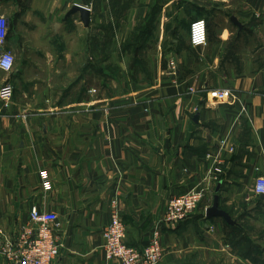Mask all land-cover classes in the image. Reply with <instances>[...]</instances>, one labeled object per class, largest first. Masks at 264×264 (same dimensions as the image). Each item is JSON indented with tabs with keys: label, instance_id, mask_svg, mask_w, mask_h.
I'll return each mask as SVG.
<instances>
[{
	"label": "crops",
	"instance_id": "crops-1",
	"mask_svg": "<svg viewBox=\"0 0 264 264\" xmlns=\"http://www.w3.org/2000/svg\"><path fill=\"white\" fill-rule=\"evenodd\" d=\"M74 4L89 10L88 30L67 16ZM0 16V48L15 57L0 71V91L13 90L0 97L8 238L36 206L59 218L51 264H117L102 240L115 207L127 245L142 247L167 199L200 186L198 208L161 228L158 264H264V199L253 192L264 177V0H0ZM197 19L207 44L193 48ZM215 88L233 97L215 100ZM219 183L233 224L206 217ZM0 264L10 263L0 254Z\"/></svg>",
	"mask_w": 264,
	"mask_h": 264
},
{
	"label": "built area",
	"instance_id": "built-area-1",
	"mask_svg": "<svg viewBox=\"0 0 264 264\" xmlns=\"http://www.w3.org/2000/svg\"><path fill=\"white\" fill-rule=\"evenodd\" d=\"M8 33V23L5 16H0V46L3 45ZM189 44L200 48L207 44L206 21L197 19L189 25ZM14 55L0 48V71L9 72L13 69ZM170 74H174L175 64L169 62ZM11 85L5 84L0 91V97L6 103L12 97ZM211 98L223 101L232 98L228 88L210 90ZM43 190L52 186L48 172H39ZM207 187L195 186L184 192L171 195L164 205L162 215L153 223L148 243L142 247L127 245L126 226L115 207L108 224L102 230L103 249L106 259L116 260L117 264H158L164 257L165 249L160 241L161 228L174 227L185 221L206 199ZM254 195L264 194V177H257L253 182ZM29 225L24 227L16 238H8L0 229V254L10 264H51L59 253L56 229L59 218L55 212H44L36 206H31L28 212Z\"/></svg>",
	"mask_w": 264,
	"mask_h": 264
},
{
	"label": "water",
	"instance_id": "water-1",
	"mask_svg": "<svg viewBox=\"0 0 264 264\" xmlns=\"http://www.w3.org/2000/svg\"><path fill=\"white\" fill-rule=\"evenodd\" d=\"M76 12H78L80 14V18H81L86 30H88V26H89V22H90L89 10L83 6H80L78 4H74L72 6L71 10L68 12L67 16H70ZM220 187H221V184L219 183L215 189V194H214L212 206H210L206 210V217L207 218L221 217L222 219H224L229 224H233V221L231 220L230 216L225 211L220 210L218 208V195H217V193L220 190ZM259 198L264 199V194L259 195Z\"/></svg>",
	"mask_w": 264,
	"mask_h": 264
},
{
	"label": "rangeland",
	"instance_id": "rangeland-1",
	"mask_svg": "<svg viewBox=\"0 0 264 264\" xmlns=\"http://www.w3.org/2000/svg\"><path fill=\"white\" fill-rule=\"evenodd\" d=\"M104 69H105V71L107 72V71H108V66H105ZM111 71H113V70L111 69ZM88 79H91V78L88 77ZM91 80H92V79H91ZM167 228H171V227H167ZM160 236H161V235H160Z\"/></svg>",
	"mask_w": 264,
	"mask_h": 264
}]
</instances>
